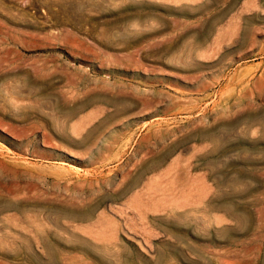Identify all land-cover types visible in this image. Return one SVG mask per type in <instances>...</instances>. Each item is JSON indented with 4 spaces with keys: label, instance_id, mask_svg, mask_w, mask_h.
I'll return each mask as SVG.
<instances>
[{
    "label": "rangeland",
    "instance_id": "rangeland-1",
    "mask_svg": "<svg viewBox=\"0 0 264 264\" xmlns=\"http://www.w3.org/2000/svg\"><path fill=\"white\" fill-rule=\"evenodd\" d=\"M80 263L264 264V0H0V264Z\"/></svg>",
    "mask_w": 264,
    "mask_h": 264
},
{
    "label": "bare ground",
    "instance_id": "bare-ground-1",
    "mask_svg": "<svg viewBox=\"0 0 264 264\" xmlns=\"http://www.w3.org/2000/svg\"><path fill=\"white\" fill-rule=\"evenodd\" d=\"M138 100V99H137ZM139 101H140V99H139ZM141 103V102H140ZM60 124V123H59ZM60 128V127H59ZM55 129V128H54ZM58 129V128H57ZM59 132V131H58ZM60 132H61V130H60ZM101 249V248H100ZM80 259V258H79ZM81 264V263H80Z\"/></svg>",
    "mask_w": 264,
    "mask_h": 264
}]
</instances>
